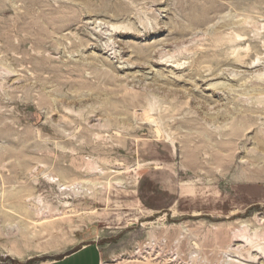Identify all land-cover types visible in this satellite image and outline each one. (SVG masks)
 <instances>
[{
	"label": "rangeland",
	"instance_id": "374dc122",
	"mask_svg": "<svg viewBox=\"0 0 264 264\" xmlns=\"http://www.w3.org/2000/svg\"><path fill=\"white\" fill-rule=\"evenodd\" d=\"M263 218L264 0H0V264H264Z\"/></svg>",
	"mask_w": 264,
	"mask_h": 264
},
{
	"label": "crops",
	"instance_id": "0c3cea01",
	"mask_svg": "<svg viewBox=\"0 0 264 264\" xmlns=\"http://www.w3.org/2000/svg\"><path fill=\"white\" fill-rule=\"evenodd\" d=\"M103 252L100 246L93 242L64 257L41 262L39 264H102Z\"/></svg>",
	"mask_w": 264,
	"mask_h": 264
},
{
	"label": "bare ground",
	"instance_id": "6f19581e",
	"mask_svg": "<svg viewBox=\"0 0 264 264\" xmlns=\"http://www.w3.org/2000/svg\"><path fill=\"white\" fill-rule=\"evenodd\" d=\"M264 219V218H263ZM242 244V246H244L245 245V243L242 241L241 242ZM248 246V245H247ZM254 258H255V260H258V259H264V257L259 253V252H255V254H254ZM263 263V262H262ZM258 264V263H257Z\"/></svg>",
	"mask_w": 264,
	"mask_h": 264
}]
</instances>
